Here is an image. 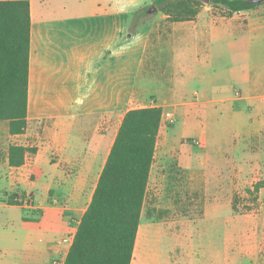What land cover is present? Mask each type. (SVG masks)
<instances>
[{"label":"crops","instance_id":"obj_1","mask_svg":"<svg viewBox=\"0 0 264 264\" xmlns=\"http://www.w3.org/2000/svg\"><path fill=\"white\" fill-rule=\"evenodd\" d=\"M29 1L28 124L25 133L9 132V137L31 130L36 140L19 145L37 147V153H28L24 165L11 166L9 147L18 144L11 142L0 162V241L7 244L0 248V264H64L81 220L77 205L86 189L94 193L129 109L183 105L196 114L194 135L204 137L217 156H237V151L244 155V144L254 143V149L261 150L257 142L264 141V2L231 16L224 7L206 3L187 21H171L160 13L127 40L117 0H86L79 6L69 0ZM150 3L130 0L125 17ZM162 47L179 53L172 64L165 65ZM176 71L181 78L177 84L167 78ZM189 78L198 82L192 91ZM121 111L125 112L118 128L100 132V126ZM206 112L215 125L211 136ZM38 126L41 131L35 133ZM44 148L45 182L34 189L38 180L29 178H38L36 163L45 158ZM213 159L214 155L207 157L208 170ZM21 175L29 189L20 185ZM55 187L58 191L52 196ZM10 196L17 201L31 196V204L10 203ZM223 202L209 201L200 220L213 222L206 252L192 249L190 262L182 263L179 255L164 262L166 222L151 221L144 230L156 234L154 243L148 239L142 247L143 262L139 252L135 262L140 225L132 264H264V203L258 213L237 212L232 201H226V212L209 210ZM69 237L70 242L65 240Z\"/></svg>","mask_w":264,"mask_h":264},{"label":"trees","instance_id":"obj_2","mask_svg":"<svg viewBox=\"0 0 264 264\" xmlns=\"http://www.w3.org/2000/svg\"><path fill=\"white\" fill-rule=\"evenodd\" d=\"M151 1V10L157 7L171 21L195 19L206 3L224 7L228 16L261 4L247 0ZM147 14L146 8L140 11L130 35L138 32L141 17ZM30 42V1L0 0V122H8L12 135L25 133L28 124ZM163 113L161 106L125 112L64 264H132ZM28 153H37V147L12 144L10 165H24ZM263 187L258 182L249 191L258 196ZM8 201L21 203L13 196ZM237 204L234 200L238 212Z\"/></svg>","mask_w":264,"mask_h":264},{"label":"rangeland","instance_id":"obj_3","mask_svg":"<svg viewBox=\"0 0 264 264\" xmlns=\"http://www.w3.org/2000/svg\"><path fill=\"white\" fill-rule=\"evenodd\" d=\"M85 1L69 0L72 6H79ZM117 1L120 12V23L127 24V30L124 35V38L127 40L129 39L131 28L142 9L146 8L148 14L141 17V21L139 22L140 28L156 15L163 13L157 7L151 10L150 3L145 4L140 10H132L129 13V17H125L124 11H130V0ZM162 48L161 52L165 54L164 58L166 59L165 65L172 64V59L176 58L179 53L174 50L166 51V47ZM179 73L180 71H176L173 77L168 76L167 78L172 79V82L177 84V81L181 79ZM197 84V80L188 79L187 86L191 91ZM182 106L168 107L163 113V123L157 141L155 161L148 185L135 262L138 259V252L140 254L139 258L143 262L145 253L142 252V247L148 243V239L150 245H153L156 237L153 231L147 233L144 230L148 226V222H166L161 241L163 248L162 260L170 263L176 255H179V261L186 263L187 261H191L192 249H197L202 253L206 252L209 248V242L213 234L211 233L210 236V231L212 232L210 225L213 222L209 218L200 221L206 213L209 201L217 198L222 199L225 202L220 207L211 205L209 206V210L226 212L228 210L226 201L233 202L236 200L238 202V212L241 213H258L260 205L264 203V187L258 196L255 192L249 191L253 190L255 184L258 182L264 184V141L262 144L260 141L257 142V145H261V150L258 146H255L254 149V143L252 145L244 144L242 145L244 155L243 152L237 151L239 152L237 156H234L232 153V156L229 155L225 158L217 156L216 153L214 154L215 150L213 151V147L207 146L204 137L201 138L194 135V132H198L195 128V125L198 123L196 114L192 113L188 107L182 108ZM124 112L121 111L115 116L111 123L102 124L100 132H114L118 128ZM198 118L202 120V117L198 116ZM204 120L209 127L208 135H213L215 131L213 117L206 112ZM40 131L41 127L38 126L35 129V133ZM11 138L9 137L8 122H0V162L6 155L9 143L22 144L27 141L34 142L37 136L31 133V130H27L26 135ZM80 147L82 148V146ZM233 147L236 148L237 146ZM208 151L213 152L209 154ZM43 152L45 153V158L36 163L38 178H36L35 174L30 175L29 178V180H38L34 189L37 187L39 189L43 185V182H45L43 171L48 166L46 164V148H44ZM212 155H214V162L210 163L211 167L208 170L205 168L208 163L207 157H212ZM31 164L32 157L29 158L27 167H30ZM216 166H219L217 167L219 170L224 167V171H211ZM19 180L22 188L29 189L28 180H25L22 175ZM57 191L55 187L50 190V193L53 196ZM92 195L93 189H86L83 193L82 201L79 202L81 204L77 205L81 218L91 202ZM45 196H47V193ZM74 218L77 221L80 219V217ZM73 232H75V229H73ZM144 236H146L145 240ZM213 240L216 243L219 241L216 233L213 236ZM67 241L70 242L71 237ZM5 246L7 244L0 241V248Z\"/></svg>","mask_w":264,"mask_h":264},{"label":"built area","instance_id":"obj_4","mask_svg":"<svg viewBox=\"0 0 264 264\" xmlns=\"http://www.w3.org/2000/svg\"><path fill=\"white\" fill-rule=\"evenodd\" d=\"M168 115H170V113H168ZM20 201H21L22 203H25V204H31V199H30V197H28V198H24V199L21 198ZM65 240H68V238H66ZM52 264H59V261L54 260Z\"/></svg>","mask_w":264,"mask_h":264},{"label":"water","instance_id":"obj_5","mask_svg":"<svg viewBox=\"0 0 264 264\" xmlns=\"http://www.w3.org/2000/svg\"><path fill=\"white\" fill-rule=\"evenodd\" d=\"M247 1L250 4H259V3H263L264 2V0H247Z\"/></svg>","mask_w":264,"mask_h":264}]
</instances>
